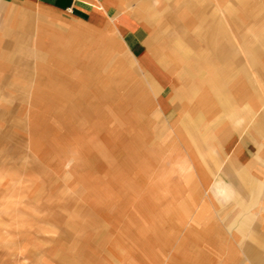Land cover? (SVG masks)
Masks as SVG:
<instances>
[{
	"label": "rangeland",
	"instance_id": "obj_1",
	"mask_svg": "<svg viewBox=\"0 0 264 264\" xmlns=\"http://www.w3.org/2000/svg\"><path fill=\"white\" fill-rule=\"evenodd\" d=\"M176 1L135 0L143 11L136 31L114 39L119 52L97 54L111 28L48 15L56 30L76 28L80 37L33 39L39 52L25 42L22 61L0 60V264H154L173 258L178 245L214 239L225 246L217 260L264 264V171L256 172L264 162L253 159L237 186L225 173L231 147L206 117L195 121L202 76L185 80L186 62L160 66L174 80L161 99L140 64L150 55L160 65L163 29L149 11L183 16L188 38L201 39L204 26ZM198 1L231 44L229 82L260 83L240 42L254 39V17L240 26V0ZM182 80L188 93L178 92Z\"/></svg>",
	"mask_w": 264,
	"mask_h": 264
},
{
	"label": "crops",
	"instance_id": "obj_2",
	"mask_svg": "<svg viewBox=\"0 0 264 264\" xmlns=\"http://www.w3.org/2000/svg\"><path fill=\"white\" fill-rule=\"evenodd\" d=\"M173 6L193 13L192 20L204 26L196 35L201 39L191 41L188 38L182 20L180 23L183 16L175 19L172 15L153 14L149 11V19L159 22L163 29L162 36L157 38L160 39L157 48L160 65L153 62L150 55L143 56L140 64L153 75L154 86L161 99L174 80L171 74L163 71L160 66L172 64V68H177L186 62L181 69L185 80L191 73L202 76V85L207 89L202 90L193 104L196 113L194 115L197 116L195 121L206 117L209 124H214L213 131L217 138L221 139L225 146L231 147V158L225 173L230 174L237 186L242 187L246 182L245 173L254 171L253 163L250 164L253 159L256 163L259 160L264 162V4L260 7L258 0H240L239 4V25L247 27L249 16L254 17L255 21L254 39H248L247 34L245 37L241 35L240 42L246 51L253 74L258 77L260 83L257 84L229 82L236 68L231 44L221 32L214 16L203 10L205 7H201L200 1L179 0ZM142 9L141 6H136L135 0H0V60L22 61L25 42L31 45L36 43L39 52V40L33 39L80 37L81 33L75 30L76 28L68 26L65 31L56 30L52 24L44 21V16L48 15L54 18L58 15L65 20L63 23H71L87 30L103 32L111 28L116 36L108 33L109 31L103 34L102 38L105 35L112 37L101 38L96 46L100 49L97 54L101 58L112 51L119 52L114 39L118 40L123 32L128 35L136 31V19L140 17ZM197 42L202 46H196ZM71 46L69 41L67 49ZM65 52L61 50V57L66 56ZM95 58L94 65H97L99 58ZM117 65L119 66V62ZM4 70L5 66L0 64V75ZM89 70L90 76H96L95 67ZM12 74L20 76L23 73L13 69ZM185 80L180 81V93L189 91L190 84ZM263 171L262 167L256 169V172ZM245 246L247 252L254 249L247 244ZM224 250L225 246L217 247L216 239L209 240L206 245L181 244L173 250L177 253L173 258L154 264H230V260L226 258L217 260L216 252ZM164 251L168 252L169 249ZM205 252L206 254H203ZM146 264L152 263L149 261Z\"/></svg>",
	"mask_w": 264,
	"mask_h": 264
}]
</instances>
